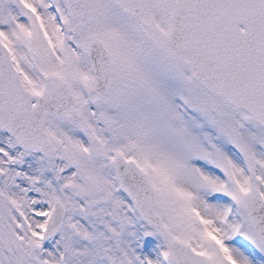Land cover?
<instances>
[{
    "label": "snow or ice",
    "instance_id": "1",
    "mask_svg": "<svg viewBox=\"0 0 264 264\" xmlns=\"http://www.w3.org/2000/svg\"><path fill=\"white\" fill-rule=\"evenodd\" d=\"M0 264H264V0H0Z\"/></svg>",
    "mask_w": 264,
    "mask_h": 264
}]
</instances>
